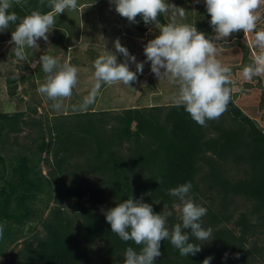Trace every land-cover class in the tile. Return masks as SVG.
Instances as JSON below:
<instances>
[{
    "label": "trees",
    "instance_id": "trees-1",
    "mask_svg": "<svg viewBox=\"0 0 264 264\" xmlns=\"http://www.w3.org/2000/svg\"><path fill=\"white\" fill-rule=\"evenodd\" d=\"M36 9L50 10L39 0H21L12 10L23 17ZM88 17H82L85 24ZM202 18L198 13L197 20ZM159 19L168 22V16ZM143 24L140 34L147 28ZM14 28L0 32V46L10 42ZM65 37L63 31L61 41ZM240 42L235 39L226 54L251 63L250 49ZM34 59L17 66L26 69ZM44 76L39 65L29 76L6 77L7 94L18 97L20 85ZM237 96L206 127L174 104L96 111V99L86 110L40 119L31 104L25 111L0 112L4 264H123L126 248L139 251V246L112 233L101 208L107 211L130 197L142 200L156 213L172 211L171 229L179 222L173 208L179 201L167 190L186 182L194 202L207 209L201 224L212 236L196 241L185 229L201 251L181 256L165 240L154 264H203L208 257L210 264H264V128ZM27 129L35 131L29 145L19 141Z\"/></svg>",
    "mask_w": 264,
    "mask_h": 264
},
{
    "label": "clouds",
    "instance_id": "clouds-1",
    "mask_svg": "<svg viewBox=\"0 0 264 264\" xmlns=\"http://www.w3.org/2000/svg\"><path fill=\"white\" fill-rule=\"evenodd\" d=\"M109 2L129 22L135 23L136 17L140 16L145 25L153 23L158 29L159 34L144 46L151 72L159 81L167 80L177 87L178 91L171 97L172 103L177 107L182 106L192 120L202 127L207 126V121L219 119L227 111L233 94L241 90L236 87L232 68L218 59L223 49L217 41L226 40L233 33L242 31L251 50L252 62L245 65L238 76L245 82L264 77V27H258L264 0H204L211 17L213 37L198 31L195 24L181 22L186 14L185 9L167 3V0ZM14 3L20 5L21 0H0V32L15 25L9 43L14 45L12 54L18 61L26 60V49H38V40H49L59 14L79 8L78 0H39L40 6L46 4L50 10L42 12L36 9L21 17L12 10ZM162 15L170 17L167 23L160 22ZM114 48L126 58V62L118 63L116 54L110 51L93 61V84L79 106L81 110H86L95 102L102 85L122 83L130 87L137 80V73L143 72L144 63L136 62V57L130 56L119 39L114 42ZM128 61L135 63L136 71L130 70ZM38 63L45 76L37 92L52 101V108L59 111L63 101L73 94L79 69L70 60L61 62L48 54L41 55ZM157 182L160 184L163 181ZM191 189V182H186L167 190L168 195L179 201L173 205L179 222L171 229L168 218L173 212L156 213L151 204L142 200L130 197L107 211L101 208L111 232L122 241H132L139 246V251L131 246L126 248L123 264H154L162 254L161 242L165 240H169L181 256L188 257L201 251V244L191 242L189 233L184 230L190 229L196 241H208L212 229L202 227L201 219L207 214V209L194 202L189 195ZM4 227L0 223V237L3 236ZM211 259L205 258L203 264H210Z\"/></svg>",
    "mask_w": 264,
    "mask_h": 264
},
{
    "label": "rangeland",
    "instance_id": "rangeland-1",
    "mask_svg": "<svg viewBox=\"0 0 264 264\" xmlns=\"http://www.w3.org/2000/svg\"><path fill=\"white\" fill-rule=\"evenodd\" d=\"M169 2L175 4L178 1L167 0V3ZM78 3L79 8L76 11L66 10L57 16L56 26L58 27L56 31L53 29L49 34L47 42L40 39L37 41L38 49H26L27 58L30 56L36 58L32 62L30 61L31 66H28L29 69L31 68V72L36 71L40 65L38 63L39 58L43 54L56 57L61 62L70 60L73 65L78 67V83L73 89L72 96L63 101L61 110H54L52 108L53 102L37 92L39 84L43 83L44 79L37 78V81L34 78L19 86L18 97H10L7 94L6 77L29 76L31 72L28 68H18L17 65L22 66L25 62L18 61L12 56L14 45L8 42L0 46V112L25 111L29 104L37 108V119L76 112L80 109L79 106L85 94L92 87L93 61L104 52L110 51L116 54L118 63L126 62V58L116 52L114 48V42L117 39H119L122 46L128 49L130 56L136 57V62L144 63L143 72L137 73V80L132 82L130 87L122 83L111 86L106 85L105 88L100 90V94L96 98L97 102L93 108L96 111H102L107 109L121 110L132 107L172 105L171 97L178 91L177 87L167 80L159 81L151 72V63L147 61L144 55V46L149 40L154 39L159 34L155 25L150 23V25L146 26V31L140 34L139 28L143 24L141 22L142 18L137 16L135 23L129 22L115 11V5L110 3L109 0H78ZM93 3L98 6H93ZM175 5L184 8L186 11L185 17L181 22L195 24V27L198 30H203L207 36L214 34L213 27L210 24L211 17L207 13L204 0H200L199 3L196 0H180ZM100 6L104 7L102 13L98 10ZM200 12L203 15L201 21L197 20V14ZM261 14L262 19L258 27H264V9H262ZM85 15L90 16L86 24L82 18ZM169 19L170 17L168 16V21ZM63 31L66 32V37L64 41H61L60 36ZM240 35V32H236L223 42H216L224 49V56L220 57L219 54L218 59L232 68L236 79V87L241 89L235 92L238 93L237 102L249 116L253 117L264 128V77H255L250 82L243 81L238 74L245 65L250 63L245 64V61H242L239 57L233 59L227 55L234 50L232 46H234L235 39H239L240 43L248 47L244 35ZM229 43L231 44L227 49L223 48ZM37 50L39 51L37 52ZM128 63L130 70L136 71L135 63L130 61ZM33 64L36 66L33 67ZM36 74L40 73L37 71ZM34 135L35 131L27 129L24 134L19 136V141L22 144L29 145L31 143L29 137ZM42 170L44 174L47 173V168L44 165H42ZM19 246L21 247V244ZM4 263V259L0 257V264Z\"/></svg>",
    "mask_w": 264,
    "mask_h": 264
},
{
    "label": "crops",
    "instance_id": "crops-1",
    "mask_svg": "<svg viewBox=\"0 0 264 264\" xmlns=\"http://www.w3.org/2000/svg\"><path fill=\"white\" fill-rule=\"evenodd\" d=\"M57 27H58V26L55 25V28H54L55 31H56ZM38 51H39V50H37V52H38ZM31 62H32V61H31Z\"/></svg>",
    "mask_w": 264,
    "mask_h": 264
}]
</instances>
